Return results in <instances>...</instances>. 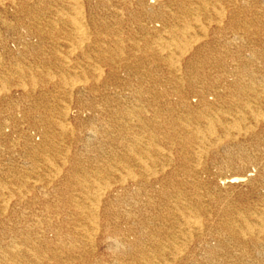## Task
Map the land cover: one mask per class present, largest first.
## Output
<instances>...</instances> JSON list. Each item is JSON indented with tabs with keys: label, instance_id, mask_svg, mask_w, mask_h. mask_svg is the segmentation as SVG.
<instances>
[{
	"label": "bare ground",
	"instance_id": "bare-ground-1",
	"mask_svg": "<svg viewBox=\"0 0 264 264\" xmlns=\"http://www.w3.org/2000/svg\"><path fill=\"white\" fill-rule=\"evenodd\" d=\"M0 26V264H264V0H0Z\"/></svg>",
	"mask_w": 264,
	"mask_h": 264
},
{
	"label": "rangeland",
	"instance_id": "rangeland-1",
	"mask_svg": "<svg viewBox=\"0 0 264 264\" xmlns=\"http://www.w3.org/2000/svg\"><path fill=\"white\" fill-rule=\"evenodd\" d=\"M5 1H7V0H5ZM0 27H2V26H0ZM0 33H2L3 35H6V36H9V35H10V33H9L7 30L3 29V28L1 29ZM65 49L67 50V47H66ZM74 63H75V62H74ZM70 65H73V63L71 62ZM77 71H78V70H77ZM211 167H212V168H211ZM209 168H210V170H211L212 172L215 171V170H214V165H213V164H211ZM254 173H255V172H254ZM254 173H253V174H254ZM203 176H204V177H207L206 174H203ZM203 187H204V188H202L203 190H204V189H207V188H210L209 185H208V186L205 185V186H203ZM239 189H240V188L237 187V188H234V189H232V190H233V191H238ZM228 190H229V189H228ZM230 190H231V189H230ZM222 192H227V193H229V191H227V190L225 189V187H220L218 193H222ZM198 241H199L198 239H194L193 242L190 243L189 247H190V248H195V247L197 246V244H198ZM189 247H188V248H189ZM155 262H158V261H156V259H155Z\"/></svg>",
	"mask_w": 264,
	"mask_h": 264
},
{
	"label": "clouds",
	"instance_id": "clouds-1",
	"mask_svg": "<svg viewBox=\"0 0 264 264\" xmlns=\"http://www.w3.org/2000/svg\"><path fill=\"white\" fill-rule=\"evenodd\" d=\"M126 247L127 246L125 244H122V243L121 244H117L116 248L114 250H112V251H114V253H118V252L126 249Z\"/></svg>",
	"mask_w": 264,
	"mask_h": 264
}]
</instances>
